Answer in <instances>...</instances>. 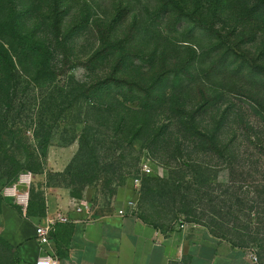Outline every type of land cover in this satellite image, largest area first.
<instances>
[{
	"label": "rangeland",
	"instance_id": "rangeland-1",
	"mask_svg": "<svg viewBox=\"0 0 264 264\" xmlns=\"http://www.w3.org/2000/svg\"><path fill=\"white\" fill-rule=\"evenodd\" d=\"M54 1L65 13L64 32L77 26L81 20L88 23V31L69 44V63L66 64L52 31L47 27ZM54 1L0 0V22L8 18L11 7L15 8L21 21L18 29L47 45L52 53L53 70H56L55 76L45 78L25 61V68H20L27 76L24 86L18 90L17 100L21 101L18 104L24 107L17 125L30 136L29 153L38 157L39 166L20 172V175L32 177L28 187L18 186L17 189L18 195L27 194L26 212L15 198L5 195L6 189L18 184L20 175L13 181L0 180V264H19L17 250L3 236V215L14 209L23 217L41 222L48 209L58 206L61 200L79 204L90 216L110 214L131 202L135 213L144 222L159 229L186 228L190 233L209 232L213 237L236 244L233 228L227 226L230 233L222 237L203 217L209 215L208 197L223 196L226 190L225 176L219 175L221 161L209 160L202 153L193 155L195 163L191 167H188L189 163L184 165L183 161L177 160L173 155L179 141L177 129L169 122L176 114L196 116V122L208 131V124L216 130L214 126L225 118L226 126L221 129L223 137L230 140L233 134H237L235 139L242 148L247 146L243 142L245 132L251 133L250 129L264 131V123L258 119L249 101L264 100V87L247 80L239 72L242 59L254 65H264V16L254 12L257 0ZM169 1L181 4L187 13L208 27V32L195 30L191 33L194 24L185 22L177 31H167L166 27L172 24L176 12L156 15L162 2ZM98 28L112 33L113 40H126L128 43L121 45L126 50L142 55L155 52L156 64L162 52L167 53L172 62L189 64L185 71L187 76L183 78L185 83L175 84L176 78L171 77L164 85L166 89L159 94V99L164 100L163 107L156 113L160 137L147 150L136 144L133 152L113 151L112 130L93 110L92 100L77 97V94L68 100L62 91L64 80H69L66 78L74 83L88 84L114 69V58L95 69L83 65L99 48ZM3 30L8 31L5 27ZM129 33L132 36L126 39ZM226 51L229 58L224 67L213 69L218 56ZM138 68L136 70L143 74L146 83L154 78L157 70V67ZM132 72L133 69L126 73L128 81L140 78L139 73ZM3 91L0 86V106L5 100ZM172 100H176L174 103L179 107L176 108ZM206 100L211 101L212 107L204 110ZM42 108L46 111L40 114ZM34 132L41 141L48 137V143L40 145ZM145 139L142 144L146 143ZM82 145L83 152L80 150ZM186 145L193 147L189 142ZM250 146L246 148L251 150L254 147ZM92 148L95 149L93 154L89 152ZM129 164L134 166L131 171L126 167ZM243 165L244 162L239 165L234 187L252 195L251 181L245 186L242 182L243 172H250ZM145 167L149 171H145ZM2 171L0 167V175ZM207 178H216V181L200 186L199 181ZM239 218L248 224L244 216ZM243 242L242 249L255 254L258 264H264V243L252 242L248 238Z\"/></svg>",
	"mask_w": 264,
	"mask_h": 264
},
{
	"label": "trees",
	"instance_id": "trees-1",
	"mask_svg": "<svg viewBox=\"0 0 264 264\" xmlns=\"http://www.w3.org/2000/svg\"><path fill=\"white\" fill-rule=\"evenodd\" d=\"M52 5L50 9L51 18L47 27L52 31L57 47L63 55L64 64H66L69 63V44L88 31V23L81 20L77 26L64 32L65 13L55 1L52 2ZM170 11H175L176 15L172 24L166 27L167 31L175 32L185 22L186 24H194L190 30L191 33L195 30L208 32V27L198 22L195 16L187 13L178 2H162L156 16L167 15ZM254 12L264 16V0H257ZM19 16L22 18V15ZM17 17L15 8L11 7L8 18L0 22V86L3 87L5 94V100L0 106V167L3 169L0 180L6 182L16 180L25 168L32 170V168L39 166L38 157L36 158L29 153L31 149L29 145L30 136L24 134L26 132H23L17 125V120L21 117L24 107L23 104H18L21 102L17 100L18 90L24 86L23 83L26 82L27 76L20 69L25 68L23 61L31 64L37 73L45 78L56 75V70H53L52 66V53L47 45L36 40L32 34L18 29L21 21ZM3 27L7 28L8 31H4ZM96 35L98 36L99 48L83 62L84 67L95 69L97 65L114 58V69L110 74L99 76L88 84L74 83L69 81L70 78H66L69 80H64L62 91L68 100H71L73 94H77V97L84 96L85 100H92L93 110L101 115L100 117L109 124V129L112 130V137L115 139L111 142L114 146L113 151L123 154L126 151L133 152L137 148L136 144L147 150L155 143L160 134L161 128L157 123L156 113L163 107L164 100L159 99V94L166 89L164 85L169 82L171 77L176 78L174 79L175 84H184V79L187 76L185 71L189 64L172 62L165 52H162L159 63L156 64L154 61L155 52L150 55H142L126 50L121 46L122 43H128L126 40L119 38L113 40L112 33L100 28H98ZM131 36L129 33L126 39ZM228 58L227 51L218 56L213 69L224 67ZM137 66L157 67L154 78L146 83L142 78L143 74L136 70L140 69ZM132 69V73H139L140 78L128 81L126 73H131ZM239 72L247 80L258 82L264 87V65H254L242 59ZM37 73L36 76H38ZM181 74L184 77H180ZM249 101L252 102L253 111L256 116L258 115V119L264 123V100ZM172 102L177 101L172 100ZM174 104L176 108L179 107L177 103ZM211 105V101L206 100L203 105L206 106L204 110L212 107ZM45 111L46 109L42 108L40 114ZM169 123L170 126L177 129L179 141L173 154L177 160L183 161L184 165L187 162L189 163L188 167H191L190 165L195 163L193 155L202 153L209 160L218 159L222 163L219 175L225 176L223 184L226 186V190L223 196L218 195L214 199L212 196L208 197L209 215L203 216L208 219L206 222L208 226L221 233L222 237L230 233L226 228L227 226L233 228V236L237 243H230L234 247L242 248L244 238H248L252 242L264 243V131L253 132L254 130L250 129L251 133L245 132L246 137L244 136L243 142L247 143L246 147L248 145H254V147L250 146L251 150L244 147L246 149L244 150L235 139L238 138L237 134H233L230 140L223 137L221 129L226 126L225 118H222L221 122L214 126L216 130L212 128L211 124H208V131H204L200 127L196 122V116L176 114ZM250 134L253 135L250 136ZM34 136L40 145L43 146L48 143V137L41 141L37 133L34 132ZM144 139L146 143L142 144ZM186 142H189L193 147L189 148ZM80 150L83 152V145ZM94 151L93 148L89 150L92 154ZM241 162H244L243 166L250 169L249 173L243 172L242 175L245 177L242 182L245 186L246 182L251 181L252 184H249L253 185L252 195H249L248 192H242L240 188L235 190L236 173ZM126 167L130 171L134 168L130 164ZM179 167L183 169L181 166ZM214 181L216 178H207L205 181H199V185H208ZM251 215H254L255 220L251 219ZM240 216H244L248 224L242 223Z\"/></svg>",
	"mask_w": 264,
	"mask_h": 264
},
{
	"label": "crops",
	"instance_id": "crops-1",
	"mask_svg": "<svg viewBox=\"0 0 264 264\" xmlns=\"http://www.w3.org/2000/svg\"><path fill=\"white\" fill-rule=\"evenodd\" d=\"M127 202L118 211L90 216L70 200L48 209L41 222L16 210L3 215V236L18 253L19 264H36L42 250L36 226L55 215L71 222L58 223L52 239L58 264H252L249 252L209 232L162 230L144 222ZM120 210L125 211L119 215Z\"/></svg>",
	"mask_w": 264,
	"mask_h": 264
},
{
	"label": "built area",
	"instance_id": "built-area-1",
	"mask_svg": "<svg viewBox=\"0 0 264 264\" xmlns=\"http://www.w3.org/2000/svg\"><path fill=\"white\" fill-rule=\"evenodd\" d=\"M144 170L149 171L147 167H145ZM31 181H32L31 175H20L18 184L14 188H8L5 190V195L15 198L17 200L18 205L22 207L24 212H26L28 207V197L27 194L18 195L17 189L18 186L28 187L31 184ZM131 205L134 206V204ZM81 210L82 207L79 208V211ZM125 213L126 212L123 210H120L118 212L119 215H124ZM66 222H71V220L65 215L59 214V215H55L52 218L47 219L45 223L36 226L35 237L42 250L41 256L36 260V264H58V259L56 258L54 253V241L52 239V233L54 231V227L58 223H66ZM249 257L252 264L259 263L258 257L255 254L249 253Z\"/></svg>",
	"mask_w": 264,
	"mask_h": 264
}]
</instances>
